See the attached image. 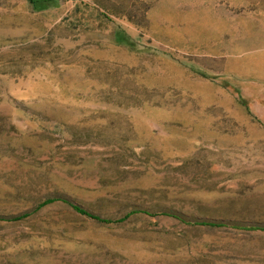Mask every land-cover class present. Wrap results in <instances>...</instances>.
<instances>
[{"label":"rangeland","instance_id":"1","mask_svg":"<svg viewBox=\"0 0 264 264\" xmlns=\"http://www.w3.org/2000/svg\"><path fill=\"white\" fill-rule=\"evenodd\" d=\"M0 264H264V0H0Z\"/></svg>","mask_w":264,"mask_h":264},{"label":"trees","instance_id":"2","mask_svg":"<svg viewBox=\"0 0 264 264\" xmlns=\"http://www.w3.org/2000/svg\"><path fill=\"white\" fill-rule=\"evenodd\" d=\"M33 1V0H32ZM39 0H34V3L35 2H38ZM163 214H165V213H163ZM166 214H168V213H166ZM172 215V214H171ZM173 216H175V215H173ZM206 225H214L215 223L214 222H204Z\"/></svg>","mask_w":264,"mask_h":264}]
</instances>
